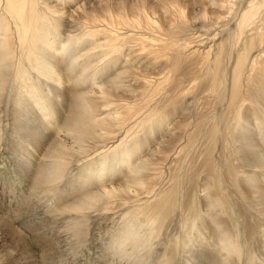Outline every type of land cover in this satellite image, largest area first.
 <instances>
[{
  "label": "bare ground",
  "instance_id": "6f19581e",
  "mask_svg": "<svg viewBox=\"0 0 264 264\" xmlns=\"http://www.w3.org/2000/svg\"><path fill=\"white\" fill-rule=\"evenodd\" d=\"M3 142L0 264H264V0H0Z\"/></svg>",
  "mask_w": 264,
  "mask_h": 264
},
{
  "label": "rangeland",
  "instance_id": "374dc122",
  "mask_svg": "<svg viewBox=\"0 0 264 264\" xmlns=\"http://www.w3.org/2000/svg\"><path fill=\"white\" fill-rule=\"evenodd\" d=\"M3 130H4V133H3L4 137L9 138L10 129H7L6 127H4ZM4 140H5V138H4ZM5 143L2 145L3 147L2 146L0 147V166H1L0 167V188H1L0 189V216L3 215V216L8 217L9 214H11V213L14 214V216L11 217L13 224L24 233H32V232H30L31 229H30V227H28L27 223L38 224V226H39V222H41V220L38 221L37 217H33L30 214V212L28 213L27 210L29 207L26 208V205H20V209H22L21 206H25L24 207V209L26 208L25 210L19 209V212L16 211V210H18L17 208L19 207L18 206L19 200L23 199V201L25 202V198H23V196H25V193H26L25 190L26 189L21 185V183H19V181L15 180L16 178H15V175H13V174L16 171V169H15L14 163H13V156H12V153H11L10 149L8 148V146H5ZM10 177H12V178L9 180ZM5 185H6V187H5ZM22 187H23V189H22ZM10 188L12 191L10 190ZM20 196L22 198H20ZM23 201L21 200L22 203H24ZM46 205L48 207L50 206V204H46ZM37 210L43 211L40 208H38ZM24 216H26V217H24ZM26 218H28V219H26ZM99 224H102V225H99ZM98 225H99V228H97ZM107 225L108 226H105V225H103V223L93 224L92 225L93 227L90 230L91 233H89L88 237H87L88 241H86V243L83 246H80L79 249L78 248L75 250L73 249V250H71V252L63 251V252H65L64 254H60L56 258H53V259L45 258V257L41 256V254H39V253H41V251H40V248H39L36 240L29 235L31 237V240H32L31 242H32V245L34 247L33 249H34V252L36 255L33 258L34 264H36V262H37V264H47V263L48 264H120V262H119L120 260L117 259L114 255V253L111 251V249L114 247L115 243L113 241L112 242H110V241L112 240L111 237L116 235V232L114 233V230H116L117 227L119 228L121 225H118L116 228H115L114 223H112V222L108 223ZM38 226H36V227H38ZM55 229L57 230V228H55ZM94 231H95V233H94ZM98 234H99V236H98ZM110 234H111V236H110ZM94 238L98 239V240H95ZM112 243H113V245H112ZM42 257H43V259H42Z\"/></svg>",
  "mask_w": 264,
  "mask_h": 264
}]
</instances>
